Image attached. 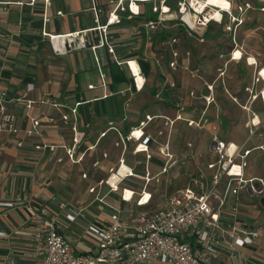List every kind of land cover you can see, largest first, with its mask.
<instances>
[{
    "label": "built area",
    "instance_id": "1",
    "mask_svg": "<svg viewBox=\"0 0 264 264\" xmlns=\"http://www.w3.org/2000/svg\"><path fill=\"white\" fill-rule=\"evenodd\" d=\"M114 7L110 12L108 21L105 25L98 26L101 31L99 40L92 44L95 51L100 47H107L112 55V59L118 64H126L129 67L133 81L140 90L145 84V80L140 87L137 74L132 68L131 62L135 59H127L120 62L115 53L113 44L109 42L107 30L109 25L121 22V11H126L122 4ZM156 0H134L137 4V11L133 9L130 3L132 18L134 15H143L140 2H151ZM159 3L152 7L151 16L145 21L146 26L157 29L161 33V44L166 48H173L178 42L177 32L167 31L169 28V19H175L176 27L182 28L187 35L195 36L200 42L206 40L205 35L212 23L219 25L224 31L230 34L235 46L238 47L237 32L239 28L246 23L247 15L250 12L264 13V0H224L227 1L226 7L208 3L209 0H157ZM219 14V15H217ZM170 15V16H169ZM57 36V35H56ZM72 37L74 35H71ZM70 36V37H71ZM78 34L75 35L77 37ZM54 36L52 37V39ZM85 47L86 43H81ZM89 44V43H88ZM65 42L55 45L59 52L65 50ZM237 49L231 52V59L234 58ZM241 56L249 62L252 55L246 56L244 50ZM241 57V58H242ZM256 60L257 57L253 56ZM137 62V61H136ZM179 52L173 49L171 52L170 66L176 69L180 64ZM99 63V59H98ZM139 72L142 74L140 65ZM258 65L255 63V66ZM188 68V66H186ZM102 69V68H101ZM259 72L257 81L260 80ZM222 72L220 75H223ZM143 75V74H142ZM102 83L105 87V94L102 97H108L113 94L107 88L105 74L101 72ZM144 77V76H143ZM263 78V77H262ZM264 80V79H263ZM208 85L209 94H197L191 91L188 97L199 98L203 103L200 116L198 118L184 116L183 111L179 112L173 122L184 120L189 126H198L206 128L210 132V152L211 160L207 162V173L199 171L200 177L192 176L188 184L178 187L176 191L168 195L165 203L157 209L150 212L125 211L112 204V211L108 219L96 220L88 224V232L96 241L94 250H81L77 248L74 240L69 238L62 231V222L59 217L53 213L49 204H43L37 212L32 214L35 229L31 239L30 254L34 258L33 264H211L212 257L233 258L239 254L240 247L254 244L257 240L264 238L263 229L258 226L237 223V219L232 222H226L223 217L228 214L233 217L244 216V210L239 207V193L249 192L251 195L264 193V180L258 177H246V169L249 164V157L255 148L264 150V135L259 129L264 125L258 112L252 107L244 106L249 114L248 141L258 135L262 143L256 147H250L247 142L239 145L234 141L225 140L218 132L217 125L213 123L208 115L211 105L216 102L215 86L216 82L205 81ZM173 86L175 83L172 84ZM33 85L30 84L29 89ZM94 88V84L89 85ZM247 90L253 94L251 87ZM264 98V87L261 89ZM257 93L252 95V100L256 99ZM7 92L0 87V113L2 121L0 129L5 132L15 133L18 129L14 126V116L9 112ZM35 100L28 101L30 107ZM41 103L52 104L55 108L61 109V104L54 100L50 95L40 100ZM82 101H78L75 106L70 108L69 112L63 113L61 120L64 124H72L75 131L78 130L79 121L78 107ZM179 105V104H178ZM180 106L179 111L184 110L185 106ZM197 113L196 111L192 113ZM149 116L147 120H152ZM198 119V120H197ZM258 119V120H256ZM40 121L33 118V127L28 132L37 131ZM143 128V127H142ZM134 133V131H133ZM133 133L128 140H138L136 152L147 153V163L142 175H138L135 168L127 164L124 155L120 158L117 166L108 169L109 176L100 179L96 184L90 187V192H96V198L101 202H107L105 194H102L101 188L107 186L110 192L121 190V199L127 202L135 201L138 206L146 207L152 204L154 193L150 190L151 184L155 180L160 182L159 175L168 173L176 164L181 162L185 164L186 159L194 157V144L188 143L190 149L182 158H179L173 151L170 143L164 144L160 149L164 157L163 166L155 175L150 169L153 155L149 151L150 137L143 134L136 139ZM81 138L75 137V145L68 150L69 157L73 160L78 154L83 159L84 153H78L81 145ZM126 144V139L123 137ZM144 143L146 149L138 151L140 145ZM21 145V143H20ZM38 149H54L55 146L47 144H38ZM126 150V146H125ZM124 150V152H125ZM108 157V153H104ZM100 160L94 162V166H99ZM126 164L128 169L125 174H120L115 183L111 181L116 173H120L121 167ZM87 177V174H84ZM132 177H139L143 180L139 190L133 187H122V183ZM256 182L263 184L261 191L257 190ZM130 191L128 198L126 192ZM252 192V193H251ZM145 199V201H144ZM13 201L0 202V211L3 207H12ZM65 207V204H61ZM230 213H229V212ZM81 211L70 207L65 215L69 222H74ZM233 213V214H232ZM0 233H3L0 231Z\"/></svg>",
    "mask_w": 264,
    "mask_h": 264
},
{
    "label": "crops",
    "instance_id": "2",
    "mask_svg": "<svg viewBox=\"0 0 264 264\" xmlns=\"http://www.w3.org/2000/svg\"><path fill=\"white\" fill-rule=\"evenodd\" d=\"M111 1L0 0V87L7 92L9 112L14 116L13 123L18 129L15 133L0 131V202L13 201L15 203L14 206L3 207L0 211V231L3 232L0 233V264L34 263V258L30 254L31 239L35 229L32 214L37 212L43 204H49L52 207L53 213L63 223L62 231L75 241L77 248L85 251L96 248V241L88 232L89 223L108 219L112 204L122 208L125 213L135 211L134 209L138 206L134 207L133 202L130 205L131 202L123 201L121 190L108 192L113 198H107V202L99 201L96 193L89 190V193L94 196L85 205L83 203L76 205L65 197L60 195L59 198L55 194L58 192L56 187L58 178H54L53 175L60 174L59 181H63L71 165L73 167L81 165L69 162L63 147V145L71 147L73 131L63 126L62 114L69 112L76 102L82 101L78 107L77 131L87 132L91 123L83 118L85 109L91 106L95 115H101L107 110L116 114L122 109L121 92L123 90L120 88L128 90V81L130 85H133L132 75L127 65L122 66L110 59L102 70H105L113 81L109 83V89L113 94L108 99L102 97L100 74L95 76L90 72L89 58L91 57L92 62L93 52L87 46L82 47L80 41L77 42L80 37H85L88 43L89 35L96 41L99 40L101 30L98 26L107 23L110 12L114 9ZM125 3L127 4L126 0L122 4ZM145 8H141L143 15L146 14ZM127 22L111 24L108 27L111 32L110 36H112L110 43L113 44L120 62L135 59V54H129L126 47L128 45ZM76 34H78L77 37H75ZM53 36L56 38L52 39ZM63 41L66 45L65 50L59 52L54 46L62 44ZM71 41H75V48H70ZM98 51H100L99 55L103 63L106 62V58H112L105 47L98 48ZM135 60L142 72L147 69L146 67L150 69L148 63L145 64L141 59ZM257 61L260 63L257 67L248 64L249 69L254 72L253 81L249 82L246 87L253 86L254 82H257V86L264 85L261 75L260 80H256L259 77L258 71L264 68V62L260 57H257ZM260 81L262 83H259ZM30 84L33 85L32 89H29ZM90 84H94L95 87L90 88ZM263 87L257 90L258 96L253 101L260 99L264 103L260 92ZM227 88L230 92L231 88ZM240 89L242 90V87ZM240 89L237 90L238 95L247 99L250 92H247V97L244 93H239ZM48 95L54 96V100L62 105L61 109L55 108L52 104L40 102ZM62 95L69 98V101L62 100L63 98H60ZM29 100L36 102L28 107ZM190 113L192 112H184L183 115H190ZM33 118L38 119L40 125L37 131L29 133L28 131L33 127ZM1 121L0 113V123ZM236 130H232L229 135L235 137L238 134ZM228 140L237 142L234 139ZM38 144L53 145L55 148L38 149L36 147ZM208 148L210 151V146ZM118 163L119 161L108 165L106 169L117 166ZM162 166L163 160L153 156L150 163L151 171L156 173L154 167L160 170ZM95 167L100 168L101 166ZM84 174L87 172L83 171L82 179L88 178V174L87 177H84ZM22 178H25V184L21 182ZM100 179H94L95 183H90L87 189H90ZM127 182L128 180L124 183ZM123 186L128 187V185ZM130 187L133 186L130 185ZM244 194L243 191L239 193V207L244 210L243 214L247 217L235 218L228 214L223 217L224 221L232 222L237 219L239 224L250 222L249 224L254 225V220L257 219L251 214L254 208L250 203L251 200L246 199ZM154 201L155 195L152 204ZM62 203L65 207H61ZM70 207L81 211L74 222H69L65 218ZM138 207L142 208V206ZM233 259L239 264H264L263 239L240 247L239 254L234 255ZM228 260L226 257L217 259L213 256L211 264H229Z\"/></svg>",
    "mask_w": 264,
    "mask_h": 264
},
{
    "label": "rangeland",
    "instance_id": "3",
    "mask_svg": "<svg viewBox=\"0 0 264 264\" xmlns=\"http://www.w3.org/2000/svg\"><path fill=\"white\" fill-rule=\"evenodd\" d=\"M133 1L126 0L127 4L125 3L124 5L125 7L127 5L128 11L125 13H123L124 11L120 12V24L128 21V45L126 46L128 53L135 54V59H141L145 64L148 63L150 65V69L145 65L147 69L142 72L145 78L143 88L139 90L136 87L133 77V85H130L128 81V90L120 88V90H123L121 92L122 109L116 114H112L107 110L101 115H95L91 106L87 107L83 112L84 120L91 123L87 132L75 131L72 124H64L61 120L62 124H64L63 126L69 127L73 131L71 147L63 145L69 162L81 165L74 167L71 165L63 181H59L61 179L60 174L53 175L54 178H58V183L56 184L58 192L55 194L59 198L60 195L65 197V199L76 205H82L81 203L85 205L90 202L94 195L89 193L88 185L95 183L94 179L96 178H107L110 172L106 167L117 163L123 155L127 164L133 166L138 175L143 174L147 163V153L136 152L138 140H128V137L136 128L143 129L145 135L150 137V153L156 159L163 160V162L165 159L159 153V149L167 143H170L178 157L184 156L190 150L188 149L189 142L194 144V152H196L193 159L185 160V164L179 162L168 173L160 174V182L153 181L150 190L155 195V201L152 205L139 208L136 206L135 201H133L134 204L131 202L130 205L136 206L135 212H150L157 209L159 205L165 203L168 195L176 191L177 187H183L188 184L192 176L200 177L199 171L207 173V162L212 158V154L208 150L210 146L209 130L198 126H189L183 120L173 122L175 116L182 111L183 113L196 111L197 113L193 115L190 113V115L186 116H195L196 118L200 116L199 113L201 108H203L202 101L199 98L188 97V94L191 91H195L197 94L199 92L202 93L205 81L216 82V102L211 105L207 113L213 123L217 125L220 136L226 140L234 139L239 145L247 142V145L253 148L263 142L258 135L248 141L249 127L247 123L249 114L244 106H251L253 110L260 114L264 123L263 101L260 99L252 100V95L264 85L259 84L257 86V82H254V85L251 86L253 94L250 93L248 97L247 92L249 91L246 86L253 81L254 71L249 69L250 62L245 57L236 61L231 59V52L241 48L246 56L255 54L254 56L260 57L264 62V13L255 11L247 15L246 23L237 32L238 47L235 46L230 34L215 23H212L207 30L206 40L200 42L195 36L187 35L182 28L178 29L176 27L177 20L169 19L167 21L170 26L167 31L169 33L177 32L179 42L173 48H166L161 44V33L158 32L162 25L153 30V28L145 24L147 18L152 14V7L159 2L157 0L140 2L141 8L146 7V14L142 16L134 15L131 18L130 15L132 13L129 4ZM111 3L114 8L121 2L120 0H112ZM101 31L103 32V29ZM110 33L107 30L109 42H111L112 38ZM94 42L97 41L89 35L88 43L90 45H87V47L91 48L94 56L92 62L91 57L89 58L90 72L95 76L100 74L102 94L104 95L105 87L102 83L101 72L105 74L109 91V83L112 79L101 68L112 58H106V62L103 63L99 55L100 51L98 49L94 51L91 47ZM105 48L111 55L108 48ZM173 49H176L180 56V64L176 69H172L170 66ZM82 52L79 53L81 54ZM121 65L124 66V64ZM251 65L255 66V64ZM128 70L130 71L129 67ZM222 72L225 73L220 75ZM173 83H175L174 86L172 85ZM259 83H262V81ZM227 87L231 88L230 92ZM240 87H242V90ZM237 88L240 89L239 93H244L248 98L244 99L238 95ZM50 96L54 99V96ZM108 97L106 98L108 99ZM60 98L69 101V98H65L63 95ZM178 104L185 106V109L179 111L180 106ZM149 116L153 117V119L147 120ZM232 130L238 132L235 137L229 135ZM0 131L2 130L0 129ZM259 132L264 135V125L259 129ZM75 137L82 139L78 153L80 151L84 153V159H80L81 155L79 154L73 160L69 157L68 150L74 147ZM123 137L126 139V144L123 142ZM104 153H108V157H105ZM99 158L101 167L96 168L93 162ZM127 169V165H123L120 169V174H124ZM154 169L156 172L154 174L156 175L159 169L157 170L156 167ZM83 171L87 172L88 178L82 179ZM246 177H258L264 180V150L257 148L253 150L249 157ZM21 182L25 184V178H22ZM123 183L122 186L128 185L130 187L131 185L139 190L143 180L139 177H132L127 183ZM108 190L107 186L101 188L102 194L106 196L105 199L113 198L108 193L110 192ZM243 193H245L246 199L251 200L250 203L254 208L251 210V214L257 218L254 220V226H260L264 231V205L262 204L264 193H256L254 195L245 191ZM261 239L264 241V238ZM228 262L229 264H239L233 258H229Z\"/></svg>",
    "mask_w": 264,
    "mask_h": 264
},
{
    "label": "bare ground",
    "instance_id": "4",
    "mask_svg": "<svg viewBox=\"0 0 264 264\" xmlns=\"http://www.w3.org/2000/svg\"><path fill=\"white\" fill-rule=\"evenodd\" d=\"M208 3L215 4V5H219V6H222V7H226L227 1H224V0H209ZM132 7H133V9H135V10L137 11L138 7H137V4H136V3H132ZM217 15H219V14H217ZM54 38H56V36H54ZM241 54H242V51H241L240 49H237L236 52H235V56H234L233 60H239V59H242L243 57L241 56ZM241 57H242V58H241ZM249 62H250V64H255V63H257V60H256L253 56H250V58H249ZM131 64H132V68H133L134 72L138 75V76H137V78H138V84H139V86L141 87V86H142V83H143L144 80H145V78H144L143 75L139 72L137 62L133 60V61L131 62ZM260 75H261V76L263 77V79H264V69H262ZM256 97H257V96H256ZM256 120H258V119H256ZM143 132H144L143 129L136 128L135 131H134V133H133V135H134V137H135L136 139H138V138L143 134ZM144 149H146V146H145L144 143H142V144L140 145V148L138 149V151H142V150H144ZM124 165H125V164H124ZM124 174H125V173H124ZM124 174H123V175H124ZM119 175H120V173H116V174L112 177L111 181H112L113 183H115L116 180L118 179V176H119ZM126 196L129 198V197L131 196V192H130V191H127V192H126ZM144 201H145V199H144Z\"/></svg>",
    "mask_w": 264,
    "mask_h": 264
},
{
    "label": "water",
    "instance_id": "5",
    "mask_svg": "<svg viewBox=\"0 0 264 264\" xmlns=\"http://www.w3.org/2000/svg\"><path fill=\"white\" fill-rule=\"evenodd\" d=\"M80 41L81 43H86V39L85 37H80L79 39H77V42ZM90 45V43L85 44V46ZM70 48H75V41H71L70 42ZM202 94L206 95L209 94V89H208V85L204 84L203 88H202ZM256 187L258 191H261L263 189V184L260 182H256ZM252 193V192H251ZM262 204L264 205V199L262 200Z\"/></svg>",
    "mask_w": 264,
    "mask_h": 264
}]
</instances>
